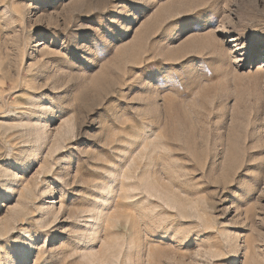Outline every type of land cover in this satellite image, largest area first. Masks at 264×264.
Wrapping results in <instances>:
<instances>
[{
	"label": "rangeland",
	"instance_id": "obj_1",
	"mask_svg": "<svg viewBox=\"0 0 264 264\" xmlns=\"http://www.w3.org/2000/svg\"><path fill=\"white\" fill-rule=\"evenodd\" d=\"M0 264H264V0H0Z\"/></svg>",
	"mask_w": 264,
	"mask_h": 264
}]
</instances>
